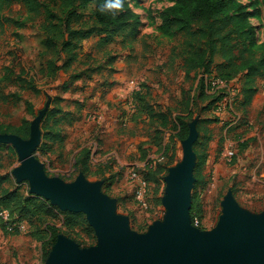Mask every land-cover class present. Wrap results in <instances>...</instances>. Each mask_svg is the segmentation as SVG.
Segmentation results:
<instances>
[{"label": "rangeland", "instance_id": "374dc122", "mask_svg": "<svg viewBox=\"0 0 264 264\" xmlns=\"http://www.w3.org/2000/svg\"><path fill=\"white\" fill-rule=\"evenodd\" d=\"M136 1L133 4L137 7L136 10L141 13L142 19L146 23L143 29V36L126 48H122L119 43H113L107 46L108 49H111L113 53L118 55L117 59L124 55L129 56L127 60L133 64L131 72L132 78L142 77L140 76L143 73L142 65L157 57V53L153 54L150 52L152 47L157 49V45H160L156 37L157 16L159 17L163 8L173 3V0ZM238 1L252 13L250 22L256 27L258 42L262 43L264 41V0ZM48 4L46 5L48 12L37 23L38 28L33 26L34 24H29L27 28H22L23 30L21 29V32L17 31L19 29L15 26V21H22L25 18L27 15V5L21 1H14L10 7H6L0 11V126H3V129L9 126L16 127L25 118L33 119V112L36 114L43 111L49 103V106H53L58 96L64 99L60 101V106L65 111H73L76 116L79 115L77 113V103L83 104L82 114L83 110L90 105L88 100L90 96L80 93V90H83L88 85H95L93 82L91 83L94 77L98 79L101 76L103 79L109 77L112 70V65L108 64L103 50L93 47V40H86L82 48L77 51V61L74 63L73 68L74 70L82 69L84 65L80 61H87L85 54L92 52V57L98 60L95 66L100 65L102 68L93 74L92 79H80L84 80L83 82L81 81V84H78L80 80H77L68 88H65V83L69 79H72L71 73L73 72L71 71L68 73L61 71L55 79H46V72L42 71V65L44 63L46 64L52 56L46 55L43 53L44 50L40 51L38 49L39 43L41 45L43 41L39 28L40 24L45 20L49 22L52 18H57L62 14L58 5ZM256 10H259V12L255 13L254 11ZM35 30L37 31L36 35L34 34ZM149 31L153 32L148 34ZM148 35L154 37H149ZM163 41V48L168 49L172 44L171 39L167 37ZM88 61H92V59H88ZM155 78L157 79V77ZM206 78L208 79L207 75ZM236 79L243 85L244 80L242 77ZM236 79L232 81H236ZM17 80L19 82H16ZM211 80L209 82L212 86L210 89L212 93L218 91L219 94L220 89H222L224 91V98H235L233 89L231 90L228 85H225L229 82L215 85L213 81L216 79L212 78ZM260 80H264V78L258 79L256 82L257 90L259 89L258 83ZM57 84H60V87L57 88ZM105 85L106 83L103 80L101 90L104 89ZM133 93L129 96V109L127 111L125 110L126 112H124L122 104L119 106V109L121 108L120 110L123 112V119L120 122L121 130H123L124 134L133 131V127H129L130 123L133 122L134 124H138L139 129L141 128L140 134L149 139L138 144L135 141L128 143L127 151L130 152H125V158L123 160L119 161L113 155L103 159L105 155H108L109 150L102 149L98 153L97 151L94 153L92 141L97 138L94 135L85 137L81 135L77 136L75 140L68 143L65 142L61 148L58 144L43 139V123L38 133L36 147L29 154L30 158L41 169L44 179L49 182H58L66 187H73L81 179L89 186H93L101 196L110 201H112V198L118 196L123 197L124 199L121 204L119 203L122 209H119L115 204L113 214L118 218H125L127 232L141 238L148 236L155 226L153 225L154 221H157V219L162 221L167 217L169 206L166 203V198L168 186L167 177L169 174H166L163 180L161 179L158 182L157 179H151L149 182V207L148 209L139 207L134 197L136 184L132 179V172L134 170L144 171L147 163L146 160L157 157V143L153 142L157 124H153L147 117V114L139 112L133 100ZM204 108V119H207L208 122H203V130L205 127H208L211 129L213 135L217 134L220 136L223 132L224 124L220 123V119H216L212 107L208 108L206 106ZM198 109L200 107H197ZM238 109L240 110V108ZM234 110L235 106L231 109L233 114ZM240 111L242 115L235 113V116L240 117V119L232 127H236V129L240 128V131L244 135L251 134L253 130L249 125V115L243 113L242 110ZM236 112H238L237 109ZM144 116L148 121L143 122ZM79 118H81V115ZM90 120H86L85 123L92 122ZM67 126L66 124L63 127L64 132ZM96 126L95 128L97 129ZM85 127L87 126L82 125V127H77L73 130V133L77 129ZM259 132L253 136H248L252 139V143L246 151L247 154L245 157L251 155L253 164L245 172L238 173L232 169L236 154L229 159L224 156L225 150L222 147H216L218 155L222 157V163L224 165V168H222L223 171L219 172L220 177H218V172L213 171L214 168L212 165L209 166L208 171L204 169L207 185L204 189L203 187L200 188L201 204L199 206L200 209L198 208L200 211L198 214L201 215L202 227L195 229L191 222L192 214L191 212L190 214L187 212L185 218L186 229L197 230L199 236H207L209 233H214L218 240V233L223 231V226L227 224V222L224 224L222 222L223 217L226 216L227 197L239 210L245 212L248 216L256 220L264 218V174L262 173L264 171V127H261ZM8 135L13 134L0 133V175H7L10 178L3 186L9 190H15L18 187L24 197L42 198L50 201L52 204L58 205L60 209L65 210L62 200L53 195L41 194L35 189L34 179L21 156L17 138L13 137L12 139L14 140H11V138H8ZM67 135L66 133V137ZM116 144L113 145L112 143L110 149H116L120 152L121 149H117ZM85 147L91 149L89 154L90 165L87 167L88 170L83 166L80 169H86L87 172L76 170L74 167L77 154ZM174 163L169 168L173 167L175 165ZM225 167L228 169H225ZM195 182L194 169V173H192V184L189 190L191 204L193 203ZM2 195L3 192L0 188V205ZM11 209L16 227H18L20 233L15 234L13 232L14 230L4 229L0 221V264H49L54 246L51 247L50 255L45 257L39 233L41 231L40 229H44L48 222H54L56 220L44 210L36 218L28 219L16 206H13ZM198 209L195 207V210ZM150 225L152 226L150 227ZM95 233L96 239H93L88 228L83 229L79 227L70 236L62 233L60 238H64L66 241L72 243L78 251H94L100 244L96 229Z\"/></svg>", "mask_w": 264, "mask_h": 264}, {"label": "trees", "instance_id": "16d2710c", "mask_svg": "<svg viewBox=\"0 0 264 264\" xmlns=\"http://www.w3.org/2000/svg\"><path fill=\"white\" fill-rule=\"evenodd\" d=\"M14 1H21L27 5L25 18L22 21H15L18 29L27 28L29 24L37 27L41 17L48 12L46 7L48 3L60 7L62 14L57 18H52L49 22L45 20L40 24L39 30L46 35L43 53L52 56L46 64L44 63L45 65H42V71L46 72L45 76L48 79H55L61 71L73 72L71 73L72 79L65 83V88L70 87L77 80L92 79L93 74L102 69L100 65L95 66L98 60L92 57V52H87L85 54L87 61H80L84 65L82 69L74 70L77 51L82 48L86 40H93L92 46L102 49L108 64L113 65L118 55L108 49V45L119 43L122 48H126L142 37H140L141 15L132 5L136 0H123L122 9L116 10L115 14L101 11L106 0H0V11L10 7ZM254 12H259V10ZM251 16L252 13L238 0H173L171 5L166 6L160 12L159 31L163 37L171 39L170 57L172 60L182 62L187 78L191 77L192 72L195 77L202 74L199 78L198 90L202 98L211 99L208 108L224 98L222 89L219 94L218 91L207 93L206 89L212 88L209 82L212 78L230 82L242 77L245 101L257 91L258 79L264 78V41L258 42L256 27L250 22ZM88 59L95 62L88 61ZM133 94V100L139 112L147 114L153 124L158 123L153 142L161 146L163 152L161 156L164 160H157L151 165V160L147 159L145 170L142 171L149 182L151 179H157L158 182L163 180L169 167L176 160L177 141L186 139L190 134L189 123L193 119L194 104L191 106L188 101L184 104L183 110L172 118L170 110L157 109L151 103L145 85ZM63 100L58 96L53 106L48 107L42 127L43 139L58 144L61 148L67 139L63 127L79 120L84 108L83 104L77 103L79 115L76 116L73 111H65L60 106L59 103ZM35 115L33 112V119ZM33 119L25 118L16 127L9 126L3 129V126H0V133L14 134L27 140L31 136ZM203 122H208V120L203 119L199 123V137L193 144L197 154V163L191 207L192 222L195 217L201 220V215L198 214L201 204L199 193L200 188L204 189L207 185L204 169L210 141L213 138L211 129L205 127L203 130ZM167 128L172 130V134L169 141L163 145L162 133ZM251 140L248 138L240 142L241 148H245ZM90 151V148L85 147L77 154L74 163L76 170L80 171L82 166L88 170ZM86 169L81 171L87 172ZM8 180H10L9 176L0 175V188L3 192L0 212L2 210L9 212L8 220L0 216L4 229L14 230L15 234L20 233L11 209L13 206L19 208L28 219L36 218L44 210L56 220L48 222L44 229H40L39 238L42 241L45 257L49 256L51 247L62 233L70 236L79 227L88 228L93 239H96L95 228L84 211L62 210L48 200L24 197L18 187L15 190H9L3 186ZM195 207L199 209L195 210Z\"/></svg>", "mask_w": 264, "mask_h": 264}, {"label": "water", "instance_id": "95a60500", "mask_svg": "<svg viewBox=\"0 0 264 264\" xmlns=\"http://www.w3.org/2000/svg\"><path fill=\"white\" fill-rule=\"evenodd\" d=\"M8 136L11 140L17 138L35 189L62 200L65 209L84 211L100 239L96 250L78 251L72 243L60 238V234L53 246L55 250L62 241V256L54 257L53 250L49 264H264V218L256 220L248 216L228 197V223L218 233L214 245L207 247V236H199L197 230L186 229V213L190 214L192 206L189 190L197 163L196 152L192 148L188 151V160L184 159L176 165L181 169L173 184L175 194L169 197L167 194L169 212L165 222L157 225L154 221L155 226L148 236L138 238L127 232L125 218L113 214L115 203L101 196L93 186L81 182L73 188L44 179L41 169L29 154L36 147L38 133L30 141L14 134ZM173 167L169 168L167 175L172 174Z\"/></svg>", "mask_w": 264, "mask_h": 264}, {"label": "crops", "instance_id": "0c3cea01", "mask_svg": "<svg viewBox=\"0 0 264 264\" xmlns=\"http://www.w3.org/2000/svg\"><path fill=\"white\" fill-rule=\"evenodd\" d=\"M136 12L137 7L132 3ZM139 13V12H138ZM141 15V13H139ZM142 25L140 27V37L143 36V29L146 23L142 19ZM161 25L160 14L157 16V40L160 45H157V49L152 47L150 52L153 54L157 53V57L150 60L148 63L142 65V77H131L132 66L133 64L129 63L127 55L123 57H119L117 61L112 65V70L109 74V77L103 79L101 76L100 79L94 77L91 80L95 85H88L83 90H80V93L88 94L90 97L88 98L90 105L83 110L81 114V118L74 122L73 124H69L65 130L67 133L66 142H71L75 140L77 136H96V140H93V152L97 153L104 149L109 150L108 155L104 156V158L110 157L113 155L114 158H117L119 161L125 158V152L127 151V144L132 141L138 143L147 141L146 136L140 134V130L138 124L130 123L129 127H133V131L128 133H123L121 130L120 122L123 119V112L119 109V106L122 104V108H124V112H126L128 108V99L130 94L132 95V90L130 87V81L135 79L139 81L142 85L147 87L149 100L151 103L157 108L162 110H170L171 117L174 118L177 114H179L183 108L184 104L189 101L191 106H193V119L189 123L190 125V135L185 140H178L176 144V166L179 162L184 161V152L189 151L190 148L194 150L193 144L199 137V123L205 118L204 116V107L208 106L211 99H205L200 96V90H198L199 78L202 74H199L195 77L194 72L191 73V77H186V70L182 65L180 60H172L170 57L171 45L169 48H163L162 44L164 43L163 39L165 37L162 36L159 31V26ZM149 26V25H148ZM23 30V29H22ZM21 29L17 30L18 32L22 31ZM154 31V30H153ZM149 31L148 34H150ZM25 32V31H24ZM155 32V31H154ZM42 33V43L38 46V49H45V39L46 35ZM35 35L37 31L35 30ZM152 36V35H151ZM148 55V54H147ZM157 75V76H155ZM157 77V79L155 78ZM146 80L144 82V80ZM49 80L48 78H46ZM106 83L104 89L101 90V84L103 82ZM210 79V78H209ZM84 80H80L78 84H81ZM57 88L60 87V84L56 85ZM229 89H233V94L235 98L231 99L229 102L224 103L223 100L215 102L211 107L213 109V113L215 114L216 119H220V123L224 124V129L222 134L213 135L212 140L210 141L209 149H208V157L205 164V169L208 171L210 165L214 168V172H218V177H220L219 172L223 171L224 165L222 163V157L218 155L217 146L222 147L227 152H236L235 153V161L233 164L234 171L238 173L245 172L249 169V167L253 164V158L251 155L245 157L247 154L246 151L251 146V141L245 148H241L240 142H243L245 139H248V136H253L256 133H260L259 130L261 127H264L263 117H264V80H260L258 83L259 89L253 94V96L245 101V94L243 92V85L238 79L236 81H230L228 83ZM207 93L211 94L212 91L206 89ZM195 102V103H194ZM50 104V103H49ZM48 106L38 113H36L34 119L31 123V136L28 139L29 141L39 133L41 130V124L43 123L45 113L49 107ZM235 106L234 114L231 112V109ZM197 107L200 109L197 110ZM249 115V125L253 130L251 134L244 135L241 129H236L235 124H237V117L235 113L238 115H242L241 111ZM236 109L238 112H236ZM126 110V111H125ZM98 113V118H93L92 114ZM89 116V118H88ZM91 119V120H90ZM86 120H90L86 124ZM148 121L146 117H143V122ZM98 124V126H96ZM82 125L87 126L85 128L77 129L76 132L73 133L77 127H82ZM97 127V129L95 128ZM158 126V123H157ZM172 134V130L167 128L164 129L162 133V143L165 145ZM237 137V138H236ZM222 139V140H221ZM236 139V140H235ZM116 142H118L116 144ZM113 143L116 144V148H120L121 151H117L116 149H110V145ZM238 143V144H236ZM121 146L119 147V145ZM247 148V149H246ZM136 150V149H135ZM244 151V152H243ZM130 151H127L129 153ZM161 146L157 145V157L162 154ZM224 153V156H225ZM196 161H197V154ZM207 167V168H206ZM225 169H228L225 167ZM205 173V170H204ZM264 174V171H262ZM124 198L118 196L116 198H112V201L121 208L122 200ZM118 201V203H117ZM120 201V202H119ZM193 202V200H192ZM192 207V206H191ZM165 222L163 219L159 221L157 219V225Z\"/></svg>", "mask_w": 264, "mask_h": 264}, {"label": "built area", "instance_id": "2783aa9c", "mask_svg": "<svg viewBox=\"0 0 264 264\" xmlns=\"http://www.w3.org/2000/svg\"><path fill=\"white\" fill-rule=\"evenodd\" d=\"M213 84L221 85V84H225V81L216 79L213 81ZM225 85H228V83ZM130 87H131L132 92H137V91H140L142 89V84L139 83V81L132 79L130 81ZM230 100L231 99H228V98L223 99L224 103L229 102ZM93 118L97 119L98 113H93ZM234 155H235L234 152L225 153V157H227L229 159L232 158ZM157 160L162 161V160H164V157L159 156V157H156L154 159H151V162H152L151 165H153ZM132 179L134 180V182L136 184V188L134 191V197H135L139 207H141L142 209H148V207H149V200H148V198H149V185H150L149 181L144 177L142 171H140V170H134L132 172ZM0 216L3 219L8 220L9 212L7 210H2L0 212ZM192 223L196 227H200L202 225V222L198 217H195L194 222H192Z\"/></svg>", "mask_w": 264, "mask_h": 264}, {"label": "bare ground", "instance_id": "6f19581e", "mask_svg": "<svg viewBox=\"0 0 264 264\" xmlns=\"http://www.w3.org/2000/svg\"><path fill=\"white\" fill-rule=\"evenodd\" d=\"M187 157H189V152L188 151H185L184 152V159L185 160H188L187 159ZM176 166H174L173 168H172V174L169 176V185H168V188H167V194H168V197L169 196H173L174 194H175V190H174V188H173V184H174V182H175V180L177 179V176H178V172H179V170L181 169L180 167H176ZM81 182H83L85 185H87V183L86 182H84V181H81V180H79L78 181V183H81ZM77 183V184H78ZM76 184V185H77ZM73 188H74V186H73ZM222 222H223V224L224 223H226L227 222V219H226V216H224L223 217V220H222ZM228 223V222H227ZM216 240H217V238H216V236H215V234L214 233H209L208 235H207V241H208V244H207V247H211V245H214V243L216 242ZM62 241H60V243H59V245L55 248V250H54V252H53V256L54 257H57V258H60L61 256H62V252H61V250H60V246H61V243Z\"/></svg>", "mask_w": 264, "mask_h": 264}, {"label": "clouds", "instance_id": "9594fccd", "mask_svg": "<svg viewBox=\"0 0 264 264\" xmlns=\"http://www.w3.org/2000/svg\"><path fill=\"white\" fill-rule=\"evenodd\" d=\"M123 7V0H106L101 8V11H109L115 14L116 10H120Z\"/></svg>", "mask_w": 264, "mask_h": 264}]
</instances>
